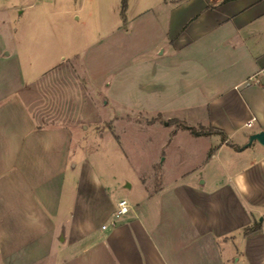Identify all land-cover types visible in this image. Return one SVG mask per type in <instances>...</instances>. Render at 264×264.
<instances>
[{
  "label": "crops",
  "instance_id": "0c3cea01",
  "mask_svg": "<svg viewBox=\"0 0 264 264\" xmlns=\"http://www.w3.org/2000/svg\"><path fill=\"white\" fill-rule=\"evenodd\" d=\"M180 6L186 14L169 19L156 39L160 57L153 81L185 85L182 93L196 89L200 99L181 104L176 117L158 114L221 129L224 140L177 128L168 142H175L179 130H187L195 143L207 139L214 150L206 160L217 163L222 178L198 183L183 172L164 183V169L156 163L160 181L147 189L144 205L115 225L98 228L91 222L96 211L89 197L69 198L71 210L60 205L63 187L72 184L66 178L68 141L61 130L35 124L30 87L15 96L25 82L8 83L4 71L0 264H264V150L254 145L247 159L227 145H242L250 133L264 128V0H186L173 9ZM10 56L0 46V69ZM225 147L229 158L223 160ZM113 207L109 204L110 214ZM255 222L259 228L245 233Z\"/></svg>",
  "mask_w": 264,
  "mask_h": 264
},
{
  "label": "rangeland",
  "instance_id": "374dc122",
  "mask_svg": "<svg viewBox=\"0 0 264 264\" xmlns=\"http://www.w3.org/2000/svg\"><path fill=\"white\" fill-rule=\"evenodd\" d=\"M185 1L127 0L123 20L121 0H0V46L11 55L0 76L7 71L8 83L25 82L17 97L30 87L36 125L62 131L72 184L63 187L60 205L71 210L69 198L89 197L98 228L112 218L109 204L115 208L126 199L128 212L144 205L147 189L160 181L156 163L164 183L183 172L198 183L223 175L214 160H206L214 150L207 139L195 143L179 130L169 143L177 123L169 125L171 118L158 114L176 117L181 104L200 95L196 89L182 93L185 85L153 81L159 31L186 14L181 6L173 9ZM171 103L177 107L166 109ZM246 143L227 145L247 159L254 145L264 150L258 142ZM226 147L223 160L229 158Z\"/></svg>",
  "mask_w": 264,
  "mask_h": 264
},
{
  "label": "trees",
  "instance_id": "16d2710c",
  "mask_svg": "<svg viewBox=\"0 0 264 264\" xmlns=\"http://www.w3.org/2000/svg\"><path fill=\"white\" fill-rule=\"evenodd\" d=\"M126 8H127V0H121V17L123 20H125ZM173 123H177V125H176L177 128L188 129L191 132V134H193L194 136L218 134L221 136L222 140L225 139L224 132L221 129L213 127L211 125L199 124L197 126H189L188 123L185 122L184 120H180L177 118L169 119L168 124L170 125ZM211 152H212V150L210 151V154H211ZM258 228H259L258 222H255L253 225L245 227L244 232L249 233V232H252L254 230H257Z\"/></svg>",
  "mask_w": 264,
  "mask_h": 264
},
{
  "label": "built area",
  "instance_id": "2783aa9c",
  "mask_svg": "<svg viewBox=\"0 0 264 264\" xmlns=\"http://www.w3.org/2000/svg\"><path fill=\"white\" fill-rule=\"evenodd\" d=\"M261 72L264 74V68L261 70ZM253 119L252 120H249L247 122V125L250 126L251 123H252ZM129 210V206H128V203L126 201V199H119L117 204H116V207L114 208L113 212H112V218H111V221L110 223L108 224H102L101 225V228L102 229H106L108 225H115L117 223V221L123 216L125 215Z\"/></svg>",
  "mask_w": 264,
  "mask_h": 264
},
{
  "label": "water",
  "instance_id": "95a60500",
  "mask_svg": "<svg viewBox=\"0 0 264 264\" xmlns=\"http://www.w3.org/2000/svg\"><path fill=\"white\" fill-rule=\"evenodd\" d=\"M253 142H258L260 145L264 146V128L250 133L247 137V143L245 146L251 145Z\"/></svg>",
  "mask_w": 264,
  "mask_h": 264
}]
</instances>
